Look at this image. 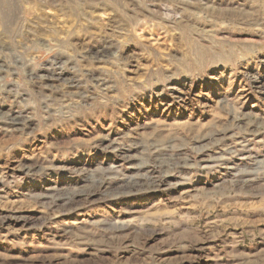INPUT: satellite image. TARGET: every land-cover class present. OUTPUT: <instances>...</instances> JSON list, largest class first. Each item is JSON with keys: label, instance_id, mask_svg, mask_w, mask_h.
<instances>
[{"label": "rangeland", "instance_id": "obj_1", "mask_svg": "<svg viewBox=\"0 0 264 264\" xmlns=\"http://www.w3.org/2000/svg\"><path fill=\"white\" fill-rule=\"evenodd\" d=\"M0 264H264V0H0Z\"/></svg>", "mask_w": 264, "mask_h": 264}, {"label": "bare ground", "instance_id": "obj_2", "mask_svg": "<svg viewBox=\"0 0 264 264\" xmlns=\"http://www.w3.org/2000/svg\"><path fill=\"white\" fill-rule=\"evenodd\" d=\"M231 12H232V11H231ZM104 54H105V53H104ZM34 77H35V76H34ZM52 77H53V76H52ZM43 78H44V77H43ZM47 79H48V78H47ZM66 81H67V80H66ZM42 82H43V81H42ZM42 82H41V83H42ZM47 83H48V82H47ZM99 83H100V82H99ZM45 85H46V84H45ZM50 87H51V86H50ZM76 87H77V86H76ZM67 92H68V91H67ZM10 114H11V117H10V118H11V120H13L14 125H15V118H18V120H20V119H21V120H24V119H25V116L22 115V114H21V115H16V114H14V113L12 114V111H11ZM18 114H20V113H18ZM7 115H8V114H7ZM4 116H6V115H4ZM8 116H10V115H8ZM11 120H10V121H11ZM24 121H25V120H24ZM20 123H22V122H20ZM8 125H9V124L6 123V127H5V128H7ZM25 125H26V123H25ZM9 126H10V125H9ZM23 127H24V126H22V128H23ZM3 128H4V127H3ZM5 128H4V129H5ZM12 131H13V130H12ZM204 136H205V135H204ZM208 136H209V134H208ZM213 141H214V140H213ZM206 146H207V145H206ZM203 163H204V162H203ZM49 203H50V202H49ZM117 237H118V236H117ZM119 245H120V244H119Z\"/></svg>", "mask_w": 264, "mask_h": 264}]
</instances>
